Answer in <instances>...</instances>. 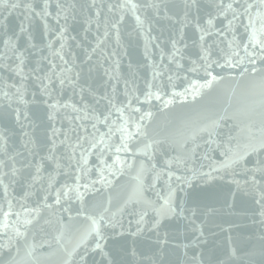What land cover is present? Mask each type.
I'll return each mask as SVG.
<instances>
[{
    "label": "water",
    "instance_id": "95a60500",
    "mask_svg": "<svg viewBox=\"0 0 264 264\" xmlns=\"http://www.w3.org/2000/svg\"><path fill=\"white\" fill-rule=\"evenodd\" d=\"M35 4L42 5L43 0H32ZM65 5L76 4V15L69 16L67 20L66 39L61 41L54 37V30H58L55 21L49 18L48 29L44 26V21L38 17L31 23L30 32L33 37L28 40V35L23 34L18 41V48L25 52V71L28 74L30 69H36L34 74H29V78L22 81L14 72L0 67V93L8 91L10 94L16 92L15 88L6 87L7 84L15 83L18 87L23 84V101L13 95L11 101L0 95V134L6 138L0 141V160H4L8 167H0V174L7 173L3 177L4 184L8 185V194L5 196L4 186L0 184V206L7 210V201L11 200L13 211H22L21 205L34 207L42 197L41 188L46 186L47 176L53 172L54 165L47 160H41L49 150L50 138L57 141V146L61 152L64 146L59 145V141L64 139L63 132L78 125H84L91 132V125L95 120H76V116H83L84 113H76L71 107H58L52 109L49 105L58 103L59 105L75 104L78 108H84L87 105V111L92 113L95 109L96 114L104 113L109 107L108 100L104 97L114 98L115 101L127 103L125 97L127 82L128 89L135 88L136 94L146 91V84L153 83V91L158 89L162 92V99L153 100L150 103L134 105L142 108V111H151L153 116L146 120L149 137L161 141L157 146L160 151L166 153V156L181 155L187 158L185 165L177 167L173 165L172 170L177 175L192 177L193 172L196 176L191 180V185H183L172 178V186L179 188L176 193L175 203L183 206L186 211L184 216H172L161 222L159 229L151 228V221L154 213H150L146 220L149 222L145 230L132 236L128 231V221L132 220L131 231H135V216H129L124 213L123 235L114 234L111 231L107 233L108 240L105 250L110 253L118 264H149L152 259L159 260L163 258L165 264H181V262L190 260L192 256L198 255L203 264H264V250L261 248L260 235L264 233L259 223L258 215L260 206L256 204V193L248 190L247 193L237 191L236 185L231 183L232 177L224 172L213 173L223 179H215L205 182L206 178H201L200 173H207L214 162L223 160L221 155L227 148L237 149L242 147L249 140L259 142L264 130V92L259 85V77L253 79L251 76L240 77V69L230 70L225 68L223 71L215 69L219 75L225 79L222 82L215 83L211 89H203L202 95L192 100L188 94L187 100L179 96H173V92H183L188 82L192 79H199L203 82L204 73L187 72L190 66L187 56L195 58L198 51L194 41H198L197 33L192 25L183 28V39L181 40L180 29L182 27L179 18L183 15L184 4L186 0H133L134 3L144 5L150 2L161 3V10L157 15L155 10L139 8L135 15L140 16L142 25L139 24L132 11L119 9L112 13L107 11L108 4H120L124 0H96V6L103 5L101 16L99 18V27L95 18V8L85 7L81 10L80 6L91 5L92 0H61ZM190 2V0H188ZM225 3L230 0H224ZM57 0H49V11L55 15V5ZM200 6L199 15L201 23L207 19V13H214V5L217 0H197ZM169 6L167 16L165 15L163 5ZM39 10V9H37ZM3 12V9H0ZM23 10H15L7 18L9 35L19 31V25L23 21ZM7 15V13H5ZM120 15L124 19L118 24L117 29L111 27ZM192 15H196V10H192ZM89 16L92 22L86 23ZM168 16H174L175 19H168ZM231 19V15L228 16ZM107 19V29L105 26ZM220 21L226 23L223 17L218 18L217 26ZM247 21L245 20L244 23ZM28 27V22L25 21ZM63 19L60 24H64ZM108 31V36L104 37V32ZM238 31L243 33V27L239 26ZM74 38V39H73ZM230 38V37H229ZM246 38V37H245ZM3 32L0 30V53H3L2 43ZM98 39L101 41L97 46ZM177 40V47H181L186 57L181 61L185 65V71L177 73L175 65L170 64L167 54L172 51V40ZM206 39H208L206 37ZM215 39V36L212 37ZM52 41V47H48L49 41ZM61 43L64 44L62 54L69 63L66 65L60 60L59 55H53L60 50ZM34 44L35 47H30ZM187 44V49L183 45ZM95 49V51H93ZM161 51L164 59L161 60ZM241 54H243L241 52ZM10 55V54H9ZM46 58V59H45ZM15 58L13 57V60ZM18 62V61H17ZM51 62V63H50ZM5 63L0 59V65ZM51 64L56 67L52 68ZM167 65L171 68L169 71L165 68ZM156 71L163 72V76L156 77L153 80V68ZM71 68L70 75L74 80L76 73H79L77 86L65 84L63 87L59 84L62 77L52 76L50 85L51 95H46L41 91V82L35 79V76L44 77L53 72L60 73L61 69ZM233 72V75H229ZM172 80H168V76ZM187 75L188 79H185ZM47 84L48 81L44 80ZM83 89V92H81ZM83 97V98H81ZM173 99V103L164 106V101ZM143 101V96L141 95ZM15 109H19L21 118L16 119ZM27 114L25 118L24 114ZM51 114L55 119H50ZM127 114V113H126ZM117 114L113 110L112 119ZM101 119L103 117L101 116ZM211 121H217L218 125L210 127ZM100 131H106L103 124H97ZM60 129L61 133L52 137V130ZM211 132V136L209 133ZM82 134V130H81ZM119 133H117V137ZM73 141L75 134H72ZM33 143L35 148L33 149ZM27 145V147H26ZM184 145L183 148L180 146ZM6 148V154L4 149ZM29 149H33L36 155H30ZM194 149V151H193ZM97 150H93L95 153ZM157 152L158 167L163 166L162 161L166 156H161ZM19 153V155H16ZM109 156L111 153L108 154ZM122 158L131 159V154L121 153ZM15 157L16 168L15 176L11 174L12 161L9 157ZM255 156L252 157L255 160ZM139 159H146L139 157ZM90 166L96 165V155L89 156ZM111 163V160L108 161ZM38 163L44 164L41 175L44 177V183L37 181L33 184L31 176L36 175L35 166ZM28 165V167H25ZM251 167V164H249ZM238 175L235 177L243 181L246 176L239 168L235 170ZM105 175H108L107 171ZM135 172L125 170L122 176H112V186L103 188L100 185L101 192L90 193L86 198L89 204L95 201L106 202L109 196L112 197V210L115 211L129 197L135 199L134 187L136 181L132 178ZM93 178L95 176L93 175ZM59 183L65 181L64 176L57 177ZM14 181V182H13ZM83 182V181H82ZM29 185H33L31 188ZM59 186V184H57ZM83 191V189H81ZM31 191L36 193L23 199L24 193ZM236 192L235 197L232 193ZM168 183L167 176L164 175L156 183L154 189L149 190L146 196L158 203H163L160 197L167 196ZM227 201V203H226ZM51 198L49 203H51ZM231 204L232 207H228ZM79 207L78 202L73 203V217L70 222L73 230L66 234V240L70 236L72 243L78 237L75 228L87 226V221L83 217H75V210ZM132 206L129 205V211ZM196 209L197 215L192 216L191 210ZM208 209H214L209 212ZM91 211V209H89ZM59 215V214H58ZM65 222L68 221V214L64 213ZM45 219H51V224H45ZM15 220V216L10 218V222ZM194 221V223H193ZM203 231L200 236L199 231H193L194 228ZM59 224L55 216H50L45 210L39 222H34L29 226V244L34 243L35 248L29 250L23 243L19 245L20 252L17 253L15 247L11 253L7 249H0V264H8L11 259H15L18 264H62L63 252L58 250L59 246L54 242V236L57 234ZM23 230V229H22ZM119 231V230H118ZM35 233L33 240L32 234ZM168 234V243L163 247L159 243ZM198 238V239H197ZM5 239L0 231V242ZM187 244L185 249L183 245ZM69 249L72 244H67ZM92 245L89 244V249ZM236 249V254L232 255V249ZM81 246L79 252H83ZM135 251V255H133ZM186 253V255H185ZM79 260V256L75 257ZM101 260L97 252L89 251V264H94Z\"/></svg>",
    "mask_w": 264,
    "mask_h": 264
},
{
    "label": "snow or ice",
    "instance_id": "6c2138e0",
    "mask_svg": "<svg viewBox=\"0 0 264 264\" xmlns=\"http://www.w3.org/2000/svg\"><path fill=\"white\" fill-rule=\"evenodd\" d=\"M49 0H43L42 5L35 4L32 0H0V30L3 32V53H0V59L5 61L0 67L7 69L10 72H14L17 76L25 81L29 78V74H34L36 69H30L26 74L25 68V52L18 48V41L23 34L28 35V40L33 39L30 28L34 18H39L44 21L46 29L49 27V18L55 21L58 30H54V37L63 41L66 39L65 33L67 31V20L69 16L76 15V4L65 5L61 0H57L55 5V15L49 11ZM85 7L88 9L95 8V18L97 20V27H99V18L101 16L102 8L96 6V0H92L91 5H81L83 10ZM153 9L158 15L161 10V3L150 2L144 5L134 3L133 0H124L120 4H108L107 11L109 13L119 9L122 12L124 10L132 11L136 21L142 25L140 16L135 15L139 8ZM23 10V21L19 25V31L13 32L9 35V28L7 25V18L15 10ZM39 9V10H37ZM165 15L167 16L169 6L163 5ZM196 10V15H192V10ZM200 6L197 0H186L184 4L183 15L179 18L182 25L181 40L183 39V28L192 25L197 33H199L198 41H194V45L198 49L195 53V58L191 55L187 56L190 66L186 69L190 73H198L203 71V82L199 79H192L188 82L187 87L183 92H173V96H179L183 100H187L188 94L191 95L192 100L195 101L197 97L202 95L203 89H211L215 83L222 82L225 77L215 72V69L223 71L225 68L230 70L240 69L239 76L245 77L251 76L253 79L259 77V85L261 91L264 92V0H230L225 3L224 0H217L214 5V13L208 12L207 19L201 23V17L199 15ZM7 13V15H5ZM229 14L231 19L228 18ZM223 17L226 23L220 21V26H217L218 18ZM174 16H168V19H175ZM65 21L64 24H60V20ZM124 19L123 15H120L119 19L111 24L113 29H117L118 24ZM247 21L244 23V21ZM25 21L28 22V27L25 26ZM92 17L89 16L86 23H91ZM107 29V19L105 23ZM243 27V33L238 31V27ZM108 36V31L104 32V37ZM215 36V39L212 37ZM206 37L208 39H206ZM230 37V38H229ZM246 37V38H245ZM74 39V38H73ZM101 41L98 39L97 46ZM172 51L167 54V59L170 64L175 65V71L177 73L185 71V65L181 62L186 59L181 47H177L178 41L172 40ZM30 47H35L34 44H30ZM48 47H52V41L48 43ZM188 45L184 44L183 49H187ZM64 44L61 43L60 50H57L53 55H59L60 60L64 64H68L69 61L64 59L62 49ZM95 51V49H93ZM241 52L243 54H241ZM10 54V55H9ZM164 53L161 51V60L164 59ZM13 57L15 58L13 60ZM46 59V58H45ZM18 61V62H17ZM51 63V62H50ZM52 68H55V64H51ZM169 71L167 65H165ZM71 68L61 69L60 73L53 72L51 75H45L44 77L35 76L36 80L41 82V91L46 95H51L50 85L52 84V76L62 77L59 79V84L63 87L68 84L75 88L77 86V80L79 79V73H76V78L73 79L70 75ZM229 75H233V72H229ZM163 76V72L156 71L153 68V80L156 77ZM185 79H188L185 75ZM44 80L48 83L45 84ZM168 80H172V76H168ZM9 88H15L16 92L10 94L8 91L0 93L5 99L11 101L13 95L17 96L21 102L23 101L24 89L23 84L19 87L15 84L5 85ZM154 84L148 82L146 84V91L141 94H136L137 90L132 88L128 89L127 82L125 84L126 91L125 97L127 103L123 101L119 104L114 98L104 97L108 100L109 107L104 113L96 114L95 109L92 113L87 111V105L84 108H78L75 104L59 105L53 103L49 105L50 108L56 109L58 107H71L76 113L83 112V116H76V120H95L96 123L91 125L92 131L84 125H78L76 128L65 130L62 134L64 139L59 141V145L64 146V151L61 152L57 146V141L54 138H50L49 150L45 157L41 160L50 161L54 165L53 172L47 176L46 186H42V197L34 207H27L26 204L21 205L22 211H13V204L11 200L7 201V210L5 211L0 206V231L3 232L5 239L0 242V249H7L9 253L13 247L17 253L20 252L19 245L23 243L30 251L35 248V244H29V226L34 222H39L42 213L47 210L50 216L56 217V222L59 224L57 234L54 236V242L59 246L60 251L63 252L66 257L63 259L62 264H89L88 255L89 251L97 252L101 256V260L98 264H118L117 261L105 250L108 240L107 233L111 231L114 234L123 235L124 230V213L127 211L129 216L137 217L135 219V231H131L132 220L128 221V231L132 236L141 234L146 225L149 223L146 217L150 213H154V217L151 221L152 229H159L161 222L172 216H184L186 209L175 203V197L179 185L177 187L172 186V178L180 182L183 185H191V180L196 176L193 172L192 177H185L183 175H177L172 170L173 165L179 169L187 162V158L181 155L166 156V153L160 151L157 147L161 144V141L154 140L149 137L147 130L146 120H150L153 116L151 111H142L141 107L134 106L142 103H150L153 98L156 100L162 99V92L158 89L153 91ZM83 92V89H81ZM143 96V101L141 100ZM83 98V97H81ZM173 99L164 101V106L172 104ZM26 103V102H25ZM113 110L117 114L115 119H112ZM16 112L17 121L21 118L19 109L14 110ZM127 113V114H126ZM25 118L27 114L25 113ZM101 116L103 119H101ZM50 119H55V115L51 114ZM97 124H103L106 126V131H100ZM218 125L217 121H211L210 127ZM82 130V134H81ZM61 133L60 129L53 128L52 137H56ZM75 134V140L72 139V134ZM117 133L119 136L117 137ZM211 136V132L209 133ZM0 141H4L6 144V138L0 134ZM27 147V145H26ZM181 148L184 145L180 146ZM35 145L33 143V149ZM33 149H29V154L35 156L36 152ZM97 150L93 153V150ZM6 154V148L4 149ZM160 151L161 156H166L163 159V166L158 167L157 152ZM194 151V149H193ZM111 153L109 156L108 154ZM121 153L131 154V159L122 158ZM95 154L97 164L90 166L89 156ZM16 155H19L17 153ZM224 157L219 162H214V166L211 167L207 173H200L201 178H206L205 182L215 180L217 178L223 179L224 176L219 177L213 175V173L224 172L232 177L231 183L236 185L237 191H243L247 193L251 190L256 193L255 202L260 206L258 213L259 223L261 228L264 229V130H262V136L259 142L249 140L242 147L238 146L237 149L227 148L221 153ZM255 156V160L252 157ZM139 157H145L146 159H139ZM12 161L11 174L16 175L18 169L16 168L15 157H9ZM111 160V163L108 161ZM251 164V167H249ZM0 167H8V164L4 160H0ZM28 167V165H25ZM237 168L246 176L243 181L236 179L238 173L235 171ZM44 169L43 163H38L35 166L36 175L31 176L33 184L40 181L43 185L44 177L41 175ZM127 169L128 172H135L132 177L135 181V187L133 189L135 199L129 197L123 204L112 210L113 200L109 196L106 202L95 201L89 204L86 199L90 193H100L101 188L112 186L113 181L110 179L112 176H122ZM107 171L108 175H105ZM7 173L0 174V184H3L5 196L8 194V185L4 184L3 177L7 176ZM93 175L95 178H93ZM167 176L168 194L167 196L160 197L163 203L153 201L146 196V193L156 187V183L162 176ZM64 176L65 181L59 183L57 177ZM83 181V182H82ZM14 182V181H13ZM59 184V186H57ZM33 185H29L31 188ZM83 189V191L81 190ZM36 195L31 191L24 193L23 199L25 202L27 198ZM234 198L236 192H233ZM51 198L52 202L49 203ZM78 202L79 207L75 210V217H83L87 221V226L83 228H75V232L79 235L74 243H72L69 236L66 240V234L73 230L71 221L74 219L73 203ZM227 203V201H226ZM129 205L132 206L129 211ZM228 207H232L231 204H227ZM91 209V211L89 210ZM209 212H214V209H208ZM68 214V221L65 222L63 214ZM59 214V215H58ZM192 216L197 215V210H191ZM15 216V220L10 222V218ZM45 224H51V219H45ZM194 223V221H193ZM23 229V230H22ZM119 230V231H118ZM193 231H199L200 236L203 235V231L198 227ZM33 240L35 239V233L32 234ZM198 239V238H197ZM261 241V248L264 250V233L259 237ZM71 243L72 246L69 249L67 244ZM92 247L89 249V244ZM163 247L168 243V234H164V238L159 241ZM83 246V252H79L78 249ZM185 249L188 245H183ZM236 249H232V255L236 254ZM135 255V251L132 253ZM186 255V253H185ZM79 256V260L76 261L75 257ZM8 264H18L15 259H11ZM97 264V262H94ZM149 264H165L163 258L159 260L152 259ZM181 264H203V261L198 255L192 256L190 260L181 262Z\"/></svg>",
    "mask_w": 264,
    "mask_h": 264
}]
</instances>
